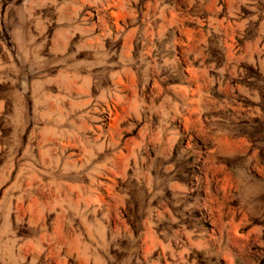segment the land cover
<instances>
[{"label":"rangeland","instance_id":"1","mask_svg":"<svg viewBox=\"0 0 264 264\" xmlns=\"http://www.w3.org/2000/svg\"><path fill=\"white\" fill-rule=\"evenodd\" d=\"M0 264H264V0H0Z\"/></svg>","mask_w":264,"mask_h":264}]
</instances>
